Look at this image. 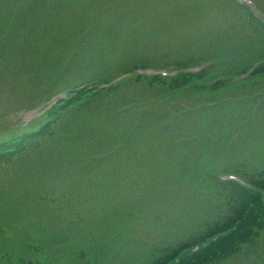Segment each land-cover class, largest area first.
<instances>
[{
	"label": "rangeland",
	"instance_id": "obj_1",
	"mask_svg": "<svg viewBox=\"0 0 264 264\" xmlns=\"http://www.w3.org/2000/svg\"><path fill=\"white\" fill-rule=\"evenodd\" d=\"M29 1L37 0H0L6 5L0 11V41L6 38L5 43L0 42L3 46L0 49V141L44 121L43 114L47 111L44 108L53 96L61 92L68 96L72 91L69 89L84 82L107 84L114 77V70L124 62L136 58L174 61L177 56L188 58L216 50L220 56L215 57L221 61L217 62L218 66L236 60L243 68L252 65L261 51L247 15L231 0H40L45 2L39 8L32 6L20 13ZM255 1L264 11V0ZM255 11L260 14L259 10ZM243 89L244 94L264 93V77ZM191 95L185 92L172 98ZM60 96L52 101L56 102ZM218 99L223 101L227 96L220 95ZM263 101L260 97L259 103ZM177 102L184 104L183 100ZM196 104L198 101H193L192 105ZM252 108L258 109V104ZM170 112L181 111L171 107ZM199 114L208 121L206 124L202 120L191 125L183 123L164 133L172 142L168 148L170 159L190 166L191 176L197 174V162L215 173L226 168L232 172L234 166L242 163L250 166L264 162V107L256 115L243 119L230 117L231 110L222 112L221 116L211 109ZM175 123H181L180 119ZM93 125L88 128H96ZM211 132L218 134L214 142L206 140L202 145L214 143L213 149L196 152L193 146H198V139L190 142L191 147L177 143L189 136ZM83 134L88 136H82L87 142L99 139L98 130L93 128ZM44 142L48 153L43 154V159L38 157V152H31L0 170L9 174H0V212L7 207L17 208L20 218L24 216L27 223L34 212V226L45 237L31 231L30 238L48 244L51 251L60 247L52 243L49 234L56 236L53 241L56 243L71 241L59 240V235L77 241L84 237L81 242L86 244V249L89 242L100 244L94 247L100 260L104 247L108 251L105 253L110 254L119 244L122 259L118 257L110 264H127L123 259L132 250L141 252V248L153 243L174 245L192 232H201L206 220L222 212L214 206L219 200L212 194L209 197L198 194L199 184L186 181L187 170L180 168L170 173L171 179H164L157 170L165 162L150 154L140 155L138 148L133 162L118 165L122 169L120 175L100 164L94 173L98 177L92 179L87 175L91 174L88 169L63 162L67 155L63 143L52 148L51 138ZM123 154L116 158V163ZM33 155L35 158H30ZM200 156L204 157L199 159ZM51 171L60 177L48 174ZM72 171L82 178L74 176ZM203 197L212 200V206L206 205ZM101 244L105 246L99 249ZM149 254L142 253L132 264H140L137 261L150 258ZM92 257L96 256L85 259ZM38 258L48 260L50 255ZM224 264H264V237L245 246Z\"/></svg>",
	"mask_w": 264,
	"mask_h": 264
},
{
	"label": "trees",
	"instance_id": "obj_2",
	"mask_svg": "<svg viewBox=\"0 0 264 264\" xmlns=\"http://www.w3.org/2000/svg\"><path fill=\"white\" fill-rule=\"evenodd\" d=\"M27 9L28 7L25 6L20 13L26 12ZM246 18L249 26L258 37L260 43L258 45H261L260 48L258 47L261 50L260 54L256 55L255 60H262L263 62L257 66L256 73L264 75V29L260 28L254 20ZM214 51L204 55L192 54L188 58L177 56L174 61L166 58L152 60L136 58L133 62H124L119 69L114 70L112 77L134 71L136 67L161 68L174 65L181 71L175 76L134 74L131 78L96 93L82 90L65 99H60L48 110L44 121H41L39 128L36 129L37 131L34 129L28 132L24 131L0 141V170L11 164L14 165L15 162L31 152H38V157L43 159V154L48 153L46 142H44L48 138L52 139V148L63 143L67 153L63 157V162H73L76 163L78 169H88L91 174L87 175L92 179L98 177L94 173L100 164H104V167L115 175H120L122 169L118 165L133 162L132 159L137 155L136 150L138 148L140 155L150 154L165 162L157 170L164 179H171L170 173L177 172L180 168L187 170L189 176L186 181L199 184L196 190L198 194L203 196L205 193L206 197L212 194L217 201L219 200V203L214 206L222 209V212L217 217L206 220L201 232H192L190 235L179 239L174 245L159 246V244L153 243L141 248V252L137 249L132 250L128 254L129 257L123 259L124 262L127 261V264H132L141 258L142 253L150 252V258L146 257L137 262L140 264H224L243 250L245 246L264 237V162L250 166L242 163L233 167L232 172L241 176L248 187L233 180H219L215 172L208 170L200 162H197L198 166H195L197 174L191 176L193 171L190 166L170 159L168 148L172 142L164 135L166 131L183 123L191 125L202 120L206 124L208 121L199 116V112L202 113L204 110L211 109L218 116H221L219 114L222 112L228 113L231 110L230 117L243 119L253 113L256 115L260 108L264 107V101L259 103L261 96L252 99L228 98L217 102L220 99L216 97L218 94L214 91L224 82L211 85L212 96L210 98L209 95L203 98L197 95L193 98L192 96L179 98L185 92H199L202 95L207 89V84L199 85L197 81L200 78L203 79L208 76L215 78L222 74L231 75L230 73L246 71L247 67L242 68V64H238L236 60H232V63L226 66L210 67L201 70L199 73L185 71L189 66L202 62L206 58L213 59L215 56H219ZM176 94H179L178 98H172V95ZM220 95L222 98V93ZM261 98L264 99V96ZM178 100H183L182 103L184 104L178 105ZM193 101H198V104L192 105ZM176 103L178 107H175ZM254 104H258L259 108L254 110L252 108ZM171 107L181 112L172 114L170 112ZM166 108H170V110H165ZM179 119L181 123L173 124ZM93 124L96 125V128H88V125ZM192 127L194 128V126ZM92 128L98 130L99 139L90 142L84 141L82 136L87 138L88 136L84 135L83 132ZM217 135L215 132L203 133L200 136L196 134L177 143L181 147H191L190 142H197L194 139H198V146H193L198 152L203 148L210 147L209 149H213L214 143L211 146L202 145V143L206 140L214 142ZM179 136L182 135L179 134ZM105 138H111V141L105 142ZM123 152H125L123 158L118 159L116 163V158ZM202 155H206V153ZM124 157L127 158L124 159ZM202 157L204 156H200L199 159ZM30 158L35 157L33 155ZM50 158L51 156L47 157L48 162ZM91 166L92 168L89 169ZM223 171L230 172L227 168ZM72 173L77 178H82L78 172L72 171ZM0 174L2 176L9 175L7 172ZM48 174L57 176L52 171ZM63 174L67 179L66 174L64 172ZM203 198L206 205L212 206V200L210 202L207 198ZM21 220L12 207H7V210L0 212V264H77L81 259L82 264H90L91 259L84 257L92 255L96 256L92 257L93 262L110 264L123 255L119 244L110 254L105 253L108 252L104 247L105 244H101L99 249L104 247L103 253H100L101 260L97 259V251L94 252V247L97 244L100 245L99 243L89 242L86 249L84 248L86 244L81 242L84 237L78 238L77 241L65 234L59 236V239H71L70 246L67 245L61 251H49L46 245L34 241L29 236L28 230L29 232L37 230L33 218L29 217L28 223ZM106 227L109 226L106 225ZM195 246L199 247L193 251ZM70 250H72L70 255H67ZM46 254H50L51 258L48 260L38 258L39 255ZM64 255L68 258L64 261L60 259L57 261V258H62Z\"/></svg>",
	"mask_w": 264,
	"mask_h": 264
}]
</instances>
